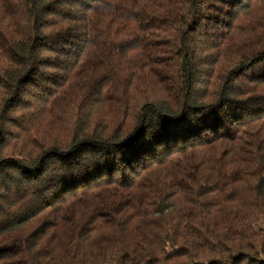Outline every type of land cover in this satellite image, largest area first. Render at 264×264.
Wrapping results in <instances>:
<instances>
[{"label":"trees","instance_id":"16d2710c","mask_svg":"<svg viewBox=\"0 0 264 264\" xmlns=\"http://www.w3.org/2000/svg\"><path fill=\"white\" fill-rule=\"evenodd\" d=\"M0 264H264V0H0Z\"/></svg>","mask_w":264,"mask_h":264},{"label":"rangeland","instance_id":"374dc122","mask_svg":"<svg viewBox=\"0 0 264 264\" xmlns=\"http://www.w3.org/2000/svg\"><path fill=\"white\" fill-rule=\"evenodd\" d=\"M258 228H261V226H258Z\"/></svg>","mask_w":264,"mask_h":264}]
</instances>
